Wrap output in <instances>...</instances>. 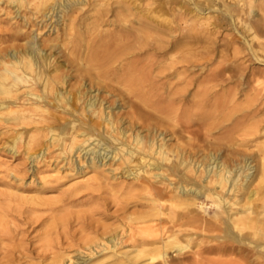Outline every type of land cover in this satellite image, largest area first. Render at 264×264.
Returning <instances> with one entry per match:
<instances>
[{"label": "rangeland", "instance_id": "374dc122", "mask_svg": "<svg viewBox=\"0 0 264 264\" xmlns=\"http://www.w3.org/2000/svg\"><path fill=\"white\" fill-rule=\"evenodd\" d=\"M28 1L30 3L28 8L22 6L17 10L15 3L10 5L6 0H0V52L10 46L5 40V34L21 29L22 32H27L31 36L36 35L40 43L47 39L52 42L60 34V29L65 24H69V18L64 16L63 19L64 13L59 11L54 14L48 13V10L42 12L41 14L47 16L42 18L41 14L35 13L36 0ZM91 1L94 0L79 2L80 9L74 14L79 17L76 23L78 26L90 23L91 18L98 15V11L103 8L100 6L104 4L103 0H96L95 6H90ZM122 1L127 6L128 14L151 13L158 18L166 17L164 19L169 21L173 27L170 36L163 35L161 39L175 42L176 47L162 55L159 66L157 65L160 68L155 71L160 70L159 72L166 74L165 72L168 73L171 70L167 67H170L173 62H179L186 57L190 58V64L188 58H186L188 63L185 62L188 71L178 75L180 78L178 82L175 79L176 82L173 81L177 85L174 86L175 89L187 88L184 93L189 100L194 98L197 101L204 95V98L207 97L206 106L210 107L214 104L211 93L216 91L217 95L224 96L221 100L227 98L224 100L225 105L223 104L226 108L222 106L224 111L237 106L244 108L243 112V110H253L264 103V0L253 2L251 9L254 13L244 4L247 0H238L239 3L237 0H179L180 6L178 0L174 3L167 0L168 5L165 8H163L164 0H109L110 8L115 11L109 12L106 18L112 21L116 19V3ZM24 14L31 17V25L27 26L28 28L21 25ZM130 18L133 19V15ZM144 25L152 29L162 28L158 23L144 21ZM131 26L138 28L141 25L134 20ZM101 28L110 29L111 27L103 24ZM24 41V39L18 40L16 46L21 47ZM52 54H55L52 56L53 63H57L56 59L57 64L63 62L59 50ZM163 59L164 61L166 59V62H162ZM180 63L175 65L178 66V70L183 69V63ZM199 67H202V71ZM195 79L198 83L200 79L203 80L204 86L199 87V85L197 89ZM218 80L219 82L224 80V82L217 84ZM70 83H73V80ZM40 85V82L30 81L27 84H21L18 90L13 89V91L20 94V103L25 102L27 107H35L34 99L26 100L28 96L23 92L29 89L40 92ZM197 90H202V95ZM94 93L92 92V95ZM111 98L116 99L112 107L113 112L123 113L128 109L126 100L119 101L115 96ZM47 99L50 100L51 97ZM186 104L184 108L192 105V102ZM41 105L45 108V102ZM104 105L108 106V104ZM10 108L13 110L17 107L10 106ZM9 110L0 109V264H47V262L50 264L55 258L66 262L67 259L71 258L74 261L80 257L84 260L89 258V264L99 260H102V264H117V262L131 264L128 260L131 255L127 253L134 244V240L150 238L161 242L172 234H177L181 241L190 243V248L186 251L170 253L174 255L171 259L175 264H264V251H257L247 244L228 237L231 229L233 231V226L230 224V228L226 229L227 221L224 216L219 221L206 222L205 213L201 209H198L200 215L194 218H190V214L186 218L180 215V211H177L173 203L175 198L171 191L180 185H200L199 178L196 179L193 174H188L186 177L184 170L172 171L169 166H165L164 162H158L167 176V179H161L160 186L168 192L162 203L163 206L166 205L173 210L165 211L162 205L151 201L150 190L145 187L153 182L149 175L144 174L138 181L133 180L132 177H126L123 172L126 164L120 165L121 161L118 158L108 161L99 173L79 163L77 158L76 163L80 166V170L71 171L66 161L62 160L61 147H48L50 136L56 133L51 131L52 127H44L42 121L44 113L40 111H37V114L32 113L30 128L26 136L22 135L21 140L16 137L18 133L23 132V129H20L17 123L10 122ZM53 112L61 123L54 129H57L60 135L68 136L72 123L77 121V118L70 117L62 108H56ZM242 112H235L236 114L232 116L234 118L230 117L227 120L216 115L215 119L219 117L217 120L208 121V123L213 122L212 128H204L200 131L202 137L204 136L202 140H197L188 133L171 135L163 128L155 126L152 127V135L158 136L161 133L162 136L160 135L158 139L164 138V141L175 150L179 148L183 149V152L186 151L185 158L193 163H207L211 154L232 172L249 159V165L252 167L249 172L253 174L247 181V190L252 192L250 201H257L259 204L262 200L264 203V112H260L253 118H245V121L239 124L240 126L230 131L235 117ZM92 123V121L89 122V124ZM150 123L153 125V122ZM243 125H255L256 131L253 130V134L244 135L242 132H247L248 128ZM139 130L143 131L142 134H148L145 127L142 129L136 125V131ZM31 136H36L37 140V144L32 146L33 150L42 149L40 157L32 159L28 158L26 151ZM96 138L97 136L93 135L91 139ZM12 145H14V152L9 150ZM49 151L50 156L45 158ZM42 152H44L43 157ZM171 157L173 163L178 164L179 161L174 156ZM242 181L241 178L240 182ZM84 184H88L90 189H82L75 204L60 202L55 209L50 210L48 207L28 202L31 198L57 199L62 193H68L74 186ZM202 201L204 204H211L209 200L202 199ZM31 207L33 210H29ZM211 208L209 211L212 214L213 207ZM255 227L253 231L258 232V223ZM113 234L120 241L116 250L113 252L110 249L97 253L96 251L99 250L97 245L105 242V238L114 236ZM63 238H66L65 242H69L71 246L52 250L50 254L52 259L49 257L42 262L31 253L32 250L45 252L49 250L50 241H59ZM251 238L254 243L264 245V238L254 236ZM222 246H226L227 251L218 252L209 249ZM145 258L147 257H139L135 264H148ZM149 264L162 263L157 260Z\"/></svg>", "mask_w": 264, "mask_h": 264}, {"label": "bare ground", "instance_id": "6f19581e", "mask_svg": "<svg viewBox=\"0 0 264 264\" xmlns=\"http://www.w3.org/2000/svg\"><path fill=\"white\" fill-rule=\"evenodd\" d=\"M103 1L104 4L100 5L103 8L98 11V15L91 18L90 23H82L83 25L79 24L78 26L76 23L79 17L74 16V14L80 9L78 5L82 0H36L35 13L41 14L48 10V13L52 12L54 14L59 11L64 13L63 19L64 16L69 18V24H65L60 29L61 32L54 38V42L47 39L40 43L36 35L31 36L27 32H22L21 29L5 34V40L10 46L0 52V109H10L8 113L11 118L10 122L17 123L19 128L23 129V132L18 133L16 138L22 140V135L26 136L30 128V122H32V113L40 111L44 113L42 117L44 127H52L51 131L56 133L50 136L48 147H61L62 160L66 161L69 170H80V166L76 163L78 158L79 163L86 165L91 171L99 173L108 161H114L118 158L121 161L120 165L126 164L123 168L126 177H132L133 180L138 181L140 177L147 174L153 179V182L148 183L145 187L150 190L151 201L162 205L165 211L173 210L167 208L166 205L163 206L162 203L168 192L160 186L161 179H167V176L158 162H164L165 166H169L172 171L184 170L186 177L188 174H193L196 179L199 178L200 185H180L171 191L175 198V201H171L177 207V211H180V215L186 218L190 214V218H194L196 215H200L198 209H201L205 213L204 220L206 222L219 221L224 216L227 221L226 229L230 228V224L233 226V231L231 229L228 233L231 240L247 244L257 251H264V245L251 241L252 236L264 238V203L262 200L259 204L257 201H250L252 192L247 190V181L253 174L249 172L252 169L249 165V159H246L244 165L237 167L232 172L229 171L227 166L220 163L217 157L211 154L207 163H193L185 158L186 151L183 152V149L178 147L175 150L164 141V138L158 139L161 133L158 136L152 135L153 126H155L156 128H163L165 132L171 135L188 133L197 140H202L204 136L202 137L200 131L204 128L210 129L213 126L211 125L213 122L208 123L209 120L213 121L217 117L216 115H219L223 120L230 119L235 112H242L244 108L232 106L230 109H226L228 111H224L222 106L225 105L224 100L226 97L221 100L224 96L217 95L216 91L211 93L214 104L210 107L206 106L207 97L204 98L202 90H197L203 96L201 99L199 98L197 101L194 98L189 100L184 93L187 88L175 89L174 86L177 85L174 82L178 80V75L188 71L186 63L189 62L190 64V58L186 57L189 61L186 58L180 59L179 62L183 64L188 61L184 65L182 64V71L178 70V66H175L179 62H173L170 67H167L171 70L168 73L165 72L166 74H162V72H159L160 70L155 71L160 68H158V64L162 55L176 47L175 42L162 41L161 39L163 35L170 36L173 28L169 21L164 19L166 17L158 18L151 13L128 14L127 6L122 1L116 3V19L112 21L106 18V15L115 10L110 8L109 0ZM168 1L174 3L177 0ZM168 1L164 0L163 8L168 5ZM254 1L247 0L244 3L250 8L251 12H253L251 8ZM6 2L10 5L15 3L17 10L21 9L22 6L28 8L30 5L28 0H6ZM96 2L94 0L89 4L95 6L97 5ZM237 2L239 3L238 0ZM180 3L179 1V6ZM25 14L22 17L21 25L28 28L27 26L31 25V17ZM131 15H133V19L130 18ZM41 16L42 18L47 17L45 14H41ZM134 20L141 26L138 28L132 27L131 22ZM144 21L158 23L162 28H147ZM142 22L143 24H141ZM103 24L111 28L102 29ZM185 37H188V35H185ZM21 39L25 41L21 47H17L16 43ZM58 50L63 59L61 64H57V59V63H53L54 58L52 60V56L55 55L52 52ZM162 62H166V59L165 61L163 59ZM162 65L160 64V66ZM199 69L202 71V67H199ZM196 79L194 81L195 85L197 83V89L199 85V87H203L202 82L204 80L205 83V79H200L199 83ZM71 80H73V83H70ZM30 81L41 83L40 92L30 89L23 92L24 95L28 96L26 100L31 101L34 99L35 107H27L25 102L20 103V94L13 91V89L18 90L21 84H27ZM222 82L224 80H220V82L218 80L217 84ZM92 92H95L94 95H92ZM196 92L195 94L198 95ZM113 96L117 97L119 101L126 100L128 109L125 112H113L114 108L112 107L116 102V99L111 98ZM46 97H51V99L49 100ZM209 100L211 101V98ZM44 102L45 108L41 105ZM190 102H192V105L190 104L186 108L183 107ZM104 104H108V106ZM10 106H16L17 108L11 110ZM56 108H62L70 117L77 118V121H73L68 136L65 134L60 135L58 130L54 129V127L61 124L60 119H57L53 112ZM260 112H264V103L253 110H243L241 114L235 117L233 128L230 131L235 130L239 124H242L245 118H253ZM91 121L93 123L89 124ZM150 122H153V125ZM136 125L142 127V129L145 127L148 134H142L143 131L140 130L136 131ZM193 127H196V129L192 130ZM245 127L248 128L250 133L248 131V133H242L250 135L256 126L248 125ZM93 135L99 139L92 140ZM36 142V136H31L26 149L28 158L40 157L42 149L33 150L32 147L37 144ZM9 150L14 152V145ZM50 153V151L47 152L45 158H48ZM43 154L44 152H42V157ZM171 156L179 161L178 164L173 163ZM55 160L54 157V164L56 163ZM241 178L243 179L242 182H240ZM82 189L88 190L90 187L88 184L76 185L68 193H62L57 199L31 198L28 202L33 205L48 207L51 210L55 209L60 202L75 204ZM202 199L209 200L211 204H204ZM211 207H213L212 214L209 211L212 209ZM29 210H33L32 207ZM55 220L58 219L55 218ZM257 223L259 230L254 232ZM118 239L115 235L105 238V242L97 245L99 250L96 252L100 254V252L110 249L115 251L120 244ZM47 240L43 241L47 242ZM65 241L66 238L59 241H50L49 250L46 247L47 251L45 252L32 250L31 253L42 262H45L51 256L52 250L71 246L69 242ZM133 243L129 253H127L131 255L128 259L131 264H135L141 256L147 257L145 260L148 264L157 260H160L162 264H175L171 259L172 256L174 257L173 252L181 253L190 248V243L181 241L177 234L169 235L161 242L146 238L134 240ZM209 249L225 252L228 248L222 246ZM67 260L65 262L55 258L50 264H89L88 260L90 259L84 260L80 257L74 261L71 258ZM101 261L91 264H102ZM117 264H120V262H117Z\"/></svg>", "mask_w": 264, "mask_h": 264}]
</instances>
